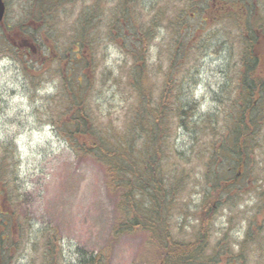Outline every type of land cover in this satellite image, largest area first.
Returning <instances> with one entry per match:
<instances>
[{
  "label": "rangeland",
  "instance_id": "1",
  "mask_svg": "<svg viewBox=\"0 0 264 264\" xmlns=\"http://www.w3.org/2000/svg\"><path fill=\"white\" fill-rule=\"evenodd\" d=\"M5 1L7 12L0 25V154H11L17 169L18 180L10 181V186L19 190L21 197L12 195V201L26 233L19 236L21 229L15 230L8 264H79L81 259L96 255L103 258L102 264H166L164 248L148 230L114 235L119 197L109 186L105 169L92 158L76 154L44 121L47 116H41L40 121L35 105L42 107L51 97L65 93V74L57 72L59 62L54 60L76 33H81L79 18L91 13L94 28L83 54L91 61L87 76L97 82L95 100L102 122L112 121L122 129L129 104L135 102L129 84L136 60L130 51L132 44L122 48L126 42L118 28L120 17L123 21L128 18L142 34L151 28L143 64L152 72L149 83L155 88L164 86L163 73L175 39L206 42L204 51L195 52L186 64L190 66L184 74L182 93L197 108L196 119L214 113L220 109L218 100L226 95L222 87L232 71L228 65L241 52L237 44H224L230 39L227 31L233 37L239 35L231 14L220 0H63L46 13V20L39 21L38 0ZM260 8L264 13V0H260ZM29 14L37 19L29 21L33 27L26 31L14 28L27 21ZM7 26L14 29L5 40ZM36 28H40L38 34H43L45 43L43 39L30 40ZM21 39L35 45L33 59L29 52L23 51L27 57L18 49L16 52V42ZM74 47L72 52L76 53ZM260 50L264 51V41ZM34 67L36 73L42 70L45 74L32 97L28 73H34ZM172 89L168 87L166 92ZM155 94L160 96L156 89ZM191 136L185 126L175 128L170 139L173 149L165 160L168 175L179 164L182 170L176 178L177 201L169 213L170 233L176 240L193 241L203 212L210 210L213 227L206 252L212 255L218 248L226 249L217 264H227L228 257L241 250L248 226L264 221V146L256 147L249 175L233 185L229 195L208 192L206 197L207 187L200 178L206 158L193 153L200 149H190ZM7 144L8 149H3ZM44 229L54 234V250L49 253L47 241L41 237ZM256 239H261L256 240L260 248L249 250L247 260L238 259L239 264H264V227Z\"/></svg>",
  "mask_w": 264,
  "mask_h": 264
},
{
  "label": "trees",
  "instance_id": "2",
  "mask_svg": "<svg viewBox=\"0 0 264 264\" xmlns=\"http://www.w3.org/2000/svg\"><path fill=\"white\" fill-rule=\"evenodd\" d=\"M38 2L41 3L37 9L38 20L41 21L46 20V13L63 0H38L36 4ZM222 4L227 14H231L229 18L233 20L234 27L239 29V35L234 37L227 31L230 39L224 44L232 47L237 44L241 52L239 57L236 53L235 61L228 65L232 71L227 73L228 80L222 87L226 95L218 100L220 109L214 113L196 119L197 108L190 101L187 102L182 93L184 74L188 73L190 66L186 64L192 60L195 52L204 51L206 42L202 45L198 39H175L167 70L163 73L164 86L155 88L149 83L152 72L147 63L143 64L151 28L142 34V29L136 28L128 18L123 21L124 17H120L122 21H119L118 28L122 34L121 40L126 42L122 48L128 49L127 44H132L130 51L136 60V66L130 71L132 81L129 84L135 102L129 104L122 129L115 127L112 121L102 122L95 100L97 82L88 78L86 69L91 61L83 54L89 48L90 32L94 28L95 16L91 13L79 18L81 33H76L70 45L62 48L54 60L59 62L57 72L65 74L62 81L65 93L51 97L42 107L35 105V114L40 121L41 116H47L44 121L52 125L76 154L92 158L105 169L108 184L119 197V219L114 226V235L148 230L158 237L164 248L163 260L166 264H217L226 254V249L222 251L219 248L212 255L206 252L213 227V213L210 210L203 212L199 232L193 241L176 240L170 233L169 213L177 201L179 189L176 180L182 172L180 164L173 169L171 176L164 167L166 157L173 149L170 139L174 129L185 126L187 132L192 134L190 149H200L199 153H193L206 158L205 170L200 177L207 187L206 197L208 192L223 197L233 185L247 177L256 147L264 146V51L260 50L261 41H264L263 9L260 8V0H224ZM32 16L29 14L27 21L18 23L14 28L26 31L33 27L29 21L36 22L37 19L34 20ZM14 28L6 27L3 34L5 40L12 36ZM39 30L36 28L29 35L33 43L38 39L44 40L43 34H38ZM16 44V52L21 51L25 57L27 55L23 51L31 55L35 48L28 39H21ZM74 45L76 53L72 52ZM30 57L33 59L35 55ZM44 74L42 70L36 73L35 67L34 73H28L32 97L36 95ZM168 87L173 89L166 92ZM155 89L160 92L159 97ZM8 146L3 149H8ZM11 157V154L9 157L6 153L0 154V264H8L14 248L15 230L21 229L19 236L26 234L14 206L16 202L12 201V195L18 199L21 192L10 186V181L18 180ZM244 166L246 169L242 171ZM263 227L264 221L248 226L241 250L238 255L228 257L227 264H239L238 259L247 260L249 250L260 248L256 240L261 239H256V236H261ZM43 236L49 253L54 250V234L44 229ZM102 260L100 256H90L81 259L79 264H102Z\"/></svg>",
  "mask_w": 264,
  "mask_h": 264
},
{
  "label": "water",
  "instance_id": "3",
  "mask_svg": "<svg viewBox=\"0 0 264 264\" xmlns=\"http://www.w3.org/2000/svg\"><path fill=\"white\" fill-rule=\"evenodd\" d=\"M6 12V5L4 0H0V23L3 21Z\"/></svg>",
  "mask_w": 264,
  "mask_h": 264
}]
</instances>
